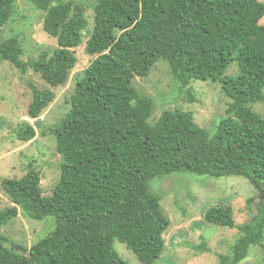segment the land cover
<instances>
[{"label":"trees","instance_id":"trees-1","mask_svg":"<svg viewBox=\"0 0 264 264\" xmlns=\"http://www.w3.org/2000/svg\"><path fill=\"white\" fill-rule=\"evenodd\" d=\"M43 11V31L56 39L50 54L23 62L18 36L0 40V63L21 74L31 70L48 86L68 81L82 44L96 58L75 77L69 110L52 133L62 156L59 181L49 197L30 163L20 179H0L11 207L0 211V227L18 216L55 227L26 249L0 237V264H127L114 250L126 246L142 264H155L169 220L149 183L172 173L219 179L240 176L264 190V119L247 105L264 103V2L259 0H93V25L77 0H25ZM16 0H0V29L15 15ZM261 23V22H260ZM167 63L175 86L195 102L192 81L218 83L230 99L213 135L190 112L164 111L150 124L151 97L133 84L157 62ZM238 74L226 76L230 64ZM27 116L37 119L54 100L35 85ZM34 128L22 123L15 140L26 143ZM252 199L248 200V204ZM204 220L235 226L229 206L209 208ZM240 236L218 264H240L264 239V195L257 215L238 226ZM10 247H5V244Z\"/></svg>","mask_w":264,"mask_h":264},{"label":"rangeland","instance_id":"rangeland-1","mask_svg":"<svg viewBox=\"0 0 264 264\" xmlns=\"http://www.w3.org/2000/svg\"><path fill=\"white\" fill-rule=\"evenodd\" d=\"M77 1L84 6L90 31L93 25V0ZM15 11L12 19L0 29V40L18 36L23 48V62L36 59L44 50L51 54L57 48V41L43 31L44 12L35 10L25 0H16ZM259 24L264 25V16ZM86 42L87 35L83 37L81 46L72 49L77 63L68 81L61 87L48 86L31 70L21 74L10 63H0V179H20L26 174L29 164L33 163L41 177V195H52L59 181L62 163V156L55 150L52 133L56 123L69 110L75 77L96 58L86 53ZM225 74L237 75L236 63L230 64ZM133 84L140 93L151 97L154 102V110L149 119L151 125L164 111L178 109L190 112L194 123L211 136L220 120L226 117L225 110L230 103L218 83L196 80L189 85L195 98V102L190 103L186 92L181 91L170 79L168 65L163 60L154 65L147 77H136ZM30 85L54 93V100L37 119L27 116V108L32 100ZM247 107L264 119V103H253ZM22 123L31 125L35 130V137L26 143L14 138V132ZM149 188L152 194L161 199L162 212L169 220V226L162 236L165 247L155 264H218L219 255H228L230 246L240 236L238 226L249 223L257 215V207L264 195V190L240 176L214 179L172 173L152 180ZM249 199H252L250 204L247 203ZM218 205L232 209L233 228L205 222L206 211ZM11 206L10 200L0 188V211ZM54 227L53 217L42 221L31 220L18 209V216L0 227V237L29 249L53 232ZM4 246L10 247L8 243ZM113 248L127 264H142L118 241L114 242ZM240 264H264V239L261 246L250 248L248 256Z\"/></svg>","mask_w":264,"mask_h":264}]
</instances>
